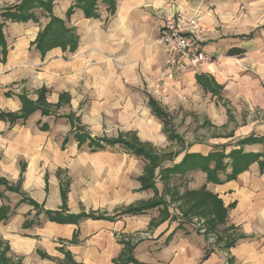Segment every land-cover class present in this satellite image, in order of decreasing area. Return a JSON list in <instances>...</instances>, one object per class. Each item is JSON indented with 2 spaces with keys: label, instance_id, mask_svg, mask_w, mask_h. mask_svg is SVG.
<instances>
[{
  "label": "crops",
  "instance_id": "crops-1",
  "mask_svg": "<svg viewBox=\"0 0 264 264\" xmlns=\"http://www.w3.org/2000/svg\"><path fill=\"white\" fill-rule=\"evenodd\" d=\"M51 1L48 11L34 0L37 20L15 22L3 13L25 0H0V250L8 249L6 258L13 264H115L129 256L137 264H264V168L258 162L223 184L208 182L202 169L188 185L180 184V174L169 173L168 182L165 175L180 173L169 169L187 155L228 154L240 149V140L264 137V0H242L253 20L229 36L221 35L218 15L228 22L232 10L210 0L216 12L204 20L211 31L209 61L175 77L163 76L167 54L159 30L176 11L209 9L203 0H115L113 16L110 3L100 0L89 17L83 0L44 3ZM52 18L71 30L75 49L39 50ZM223 29L232 30L231 24ZM21 96L38 110L26 116ZM151 98L169 114L177 139L153 113ZM179 111L201 114L219 130L234 120L235 131L246 134L235 143L209 137L189 148L188 142L164 167L162 157L176 149L168 148L185 144L171 126ZM93 139L144 147L162 167L150 179L149 159L121 145L99 148ZM243 151L263 153L264 147ZM201 192L216 197L226 213L216 228L209 226L214 201L201 207ZM143 205L152 208L123 214ZM63 211L83 218L62 223L46 216ZM212 231L226 237L218 247L211 248Z\"/></svg>",
  "mask_w": 264,
  "mask_h": 264
},
{
  "label": "trees",
  "instance_id": "trees-1",
  "mask_svg": "<svg viewBox=\"0 0 264 264\" xmlns=\"http://www.w3.org/2000/svg\"><path fill=\"white\" fill-rule=\"evenodd\" d=\"M34 0H25V3L16 6V8L7 9L4 11L3 16L6 17V19H10L12 21H31L37 20V16L32 12V3ZM100 0H83L85 3V6L83 7L84 12L86 13V16H92L95 11L97 10V3ZM109 4L110 12H112V16L115 15V7L116 3L115 0H106ZM51 2L44 3V0H42V5L50 11L51 9ZM0 25V47L3 46V34L1 30ZM46 30L44 33L39 37L38 40V48L44 54L48 49L54 48V47H63L67 48L70 47L72 50L75 49V46L77 45V39L69 30L65 27L62 20L52 18L50 23L46 26ZM202 84L205 86V88H211L212 83L207 81H201ZM21 101L24 103V111L26 112L25 115L34 113V111L38 110V106L35 103L30 102L25 97H20ZM150 107L152 108L153 113L162 121L166 132L169 134L170 139H177V137L174 135L173 130L170 127V116L168 113L163 112L158 104L151 98ZM3 117V115H2ZM11 119L16 120L17 118L12 117ZM92 144L99 148H103L105 145H111V146H117L121 145L125 149L132 152L134 155H138L141 157H145L150 160V167L146 170L148 172L149 178L152 179L155 176V170L160 166L159 158L157 156H154L153 152L148 151L144 147H141L139 145L132 144L127 141H102V140H95L93 139L91 141ZM253 144H259L264 147V137H256L254 135L245 138L244 140H240L236 148L240 147L238 150H232L230 153L225 154L224 152H213L210 153L208 157H204L199 154L195 155H187L186 158L181 162L180 165H177L173 167L172 169L174 172H184L187 169L186 167H190L192 169L198 168L202 169L207 174L208 182L223 184L226 181H232L235 180L239 174L245 172L247 169H249L250 165H252L255 162L259 163V166L264 168V152L263 153H244L243 147L245 146H253ZM219 149V148H218ZM227 159V162L225 160ZM214 162L215 165L213 167L210 166V164ZM225 164V165H224ZM232 168V172L229 174L227 172V168ZM189 168V169H190ZM221 174L225 175V179L221 178ZM5 185L4 183H1ZM146 185V184H145ZM6 186V185H5ZM9 189L8 187H6ZM1 194V193H0ZM199 195H202L201 199L199 198V202L201 207L211 203L212 200L215 201L214 206V212H216L215 216L216 218L213 221L212 225H209L210 228H216L217 223H222L225 220L226 213L223 212L221 209L220 203L216 197L213 195H209L206 192L198 193ZM63 202L66 204L67 199V191H63L62 194ZM29 204H32L35 208H37L38 204L33 203L32 201L28 200ZM152 208L150 205H143L139 206L138 208H130L128 210H125L123 214L128 215H139L143 213L144 211ZM66 211H63L61 213L57 212H46V216L49 217L51 220H55L62 223L67 222H79L83 216L80 217L77 216H70L66 215ZM204 212V211H203ZM1 242H0V249H1ZM6 251L2 252L0 250V264H13L6 258ZM129 262H137L129 256V258L126 261L123 262H116L115 264H128ZM229 264L231 262L229 261Z\"/></svg>",
  "mask_w": 264,
  "mask_h": 264
},
{
  "label": "rangeland",
  "instance_id": "rangeland-1",
  "mask_svg": "<svg viewBox=\"0 0 264 264\" xmlns=\"http://www.w3.org/2000/svg\"><path fill=\"white\" fill-rule=\"evenodd\" d=\"M209 1L210 0L201 1L202 2L201 5L205 7V4H207L209 9H207L206 7L202 9L200 6H197L196 9L191 10V12L189 14H185L189 17L194 16V15L199 17V21H200L199 24H201L200 29H201L202 34H203L204 39H205V45L208 42H210V40H211V31L209 30V28H208L206 22H204V20L207 16L212 17V13L210 12V10L216 12L215 7L213 5H211L209 3ZM220 2H223V3H220ZM225 3H227V5L229 6V9H231L232 12L229 11L227 13L230 15V19L228 22H226L222 18L221 13H219V15H218V17H219V19H218L219 23L218 24H219L221 35H226V36L228 35L229 36V35L235 34V32H243L244 30H248V29H246L248 26L247 20H248L249 16H250V19L253 20L252 14H254V13L253 12L251 13V11L250 12L248 11L249 8H247L246 4L245 5L243 4L242 0H219L217 7L225 5ZM256 14H258V12H256ZM229 23L231 24L232 30H230V31L224 30L223 29L224 27H229ZM242 115H243L242 120L245 121L246 112H243ZM230 123H231L230 125L227 124L226 126H223V128H221V130H219V128L212 125L210 121H206V118L203 117L201 114H197V113L186 114L185 112H180L178 115H176L175 126L173 123L171 126L174 128L175 133L177 132V135H179L183 138V141H185V144H182V143L179 144L178 143L176 145H173L172 147L170 146L168 149H170V148L171 149L176 148V149H175V151L171 152L170 155H165L162 157V160H164V164L163 163L162 164L164 165V167H166L168 165H172L174 163L173 161L178 156L177 154L180 151L184 150L186 147H188V145H186V143H188V142H189V148H191L192 145H190V142H192L194 140L204 142V141H207L209 139V137H211V138L226 137L227 141L225 143H235V141H237L238 137H241L242 135L245 136L246 133L242 132L241 130H238V132L235 131V129H238V127H240L239 124H237V126L234 125L235 122H234V120H231V119H230ZM176 126H177V129H176ZM223 133H225V135ZM260 149L261 150H259V151H262V147ZM174 152H176L177 154H174ZM166 160H170L172 162L169 163ZM226 161H227V159L225 160V162ZM181 162H183V161H181ZM214 165H215L214 162H212L210 164V166H214ZM161 167L162 166H160V168ZM186 168H187V169H185L186 171L181 172V173H171V172L166 171L165 175H167V177H166L167 182L171 180V176L169 175V173L172 175H179L180 174L179 175L180 176V180H179L180 184H182V185L187 184L188 185L190 175L192 173H194L195 171H199V169L198 168L192 169L190 167H186ZM169 170L174 171L171 168ZM227 171L232 172V168L228 167ZM162 172L164 173V171H162ZM221 177L224 178L225 175L223 174V175H221ZM157 179H158V177L156 178V180ZM179 181H178V183H179ZM201 197H202V195L198 194V198L201 199ZM193 200H195V199H193ZM214 204H215V201H214ZM195 227H197L196 223H195ZM222 228L225 229V226L222 225ZM214 233L215 232L212 231V233H210V237H209V238L213 239L212 240L213 243L211 244V248H212V246L218 247L219 244H223L225 241L224 238H226V237H224L223 234H221L222 233L221 231H219L216 234H214ZM234 234H236V233H234ZM216 237H218V239Z\"/></svg>",
  "mask_w": 264,
  "mask_h": 264
},
{
  "label": "built area",
  "instance_id": "built-area-1",
  "mask_svg": "<svg viewBox=\"0 0 264 264\" xmlns=\"http://www.w3.org/2000/svg\"><path fill=\"white\" fill-rule=\"evenodd\" d=\"M198 16L180 11L168 15L159 30L158 44L164 46L167 67L163 76H178L209 61Z\"/></svg>",
  "mask_w": 264,
  "mask_h": 264
}]
</instances>
